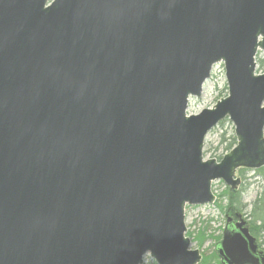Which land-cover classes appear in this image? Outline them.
Here are the masks:
<instances>
[{
    "label": "water",
    "instance_id": "water-1",
    "mask_svg": "<svg viewBox=\"0 0 264 264\" xmlns=\"http://www.w3.org/2000/svg\"><path fill=\"white\" fill-rule=\"evenodd\" d=\"M259 51L264 0H0V264H200L186 208L264 167ZM217 64L227 97L187 115ZM237 218L220 262L264 264Z\"/></svg>",
    "mask_w": 264,
    "mask_h": 264
},
{
    "label": "rangeland",
    "instance_id": "rangeland-1",
    "mask_svg": "<svg viewBox=\"0 0 264 264\" xmlns=\"http://www.w3.org/2000/svg\"><path fill=\"white\" fill-rule=\"evenodd\" d=\"M264 51H259L256 56V74H264ZM228 95V86L225 77V69L223 64H217L214 66L211 74V78L205 83L203 88V94L201 98H191L187 115H198L205 109H212L215 104L226 98ZM234 126L226 119L214 128L206 137L203 150L204 160H220L230 152L228 147L233 143ZM264 169V167H263ZM262 170H252L247 168H240L236 172V178L240 180V185L232 191L242 190V201L244 204L249 205L245 211L243 218L247 222L250 228V213L252 210V204L256 201L258 196L264 190V175ZM222 181H216L213 183L212 191L217 198V204L225 207L228 204V190ZM217 204L204 205V206H188L185 210V225L187 233H193V236L188 237L191 241V249L199 250L201 254V262L203 263L204 257H210L216 250L217 241L214 238L222 236L227 214L225 209L221 211ZM258 223H255V229L258 243L264 245V231L258 230ZM206 228L207 234L212 239H208L202 247H198L193 238L199 232V229ZM264 248V246H263ZM262 248V249H263ZM143 264H157L149 254L144 258Z\"/></svg>",
    "mask_w": 264,
    "mask_h": 264
},
{
    "label": "trees",
    "instance_id": "trees-1",
    "mask_svg": "<svg viewBox=\"0 0 264 264\" xmlns=\"http://www.w3.org/2000/svg\"><path fill=\"white\" fill-rule=\"evenodd\" d=\"M264 66V64H263ZM237 142L236 139L233 137V143L229 145L228 150H232L236 146ZM264 171V169H262ZM262 173V172H261ZM264 175V173H262ZM228 191V204L223 207L222 205L217 204L219 209L221 211L223 208L226 210L225 213L228 217L236 218L238 215L243 216L245 211L247 210L248 206L247 204H244L242 201V190L239 191H231L230 189H227ZM250 218H252V221H250V233L256 237V229H255V223L260 224L258 230L264 231V190L262 193L258 196L256 201L252 204V210L250 213ZM193 236V233H187V237ZM213 237L209 236L207 234L206 228L199 229V232H197V235L193 238L194 242L197 243L198 247H202L205 242L208 239H212ZM214 240L217 241V244L221 240V236L214 238ZM216 244V245H217ZM260 247L263 248V244L259 243ZM264 249V248H263ZM202 264H222L218 258L217 251L210 256V257H204Z\"/></svg>",
    "mask_w": 264,
    "mask_h": 264
},
{
    "label": "flooded vegetation",
    "instance_id": "flooded-vegetation-1",
    "mask_svg": "<svg viewBox=\"0 0 264 264\" xmlns=\"http://www.w3.org/2000/svg\"><path fill=\"white\" fill-rule=\"evenodd\" d=\"M233 220L231 221V225H234L235 223H237L238 222V218L236 217V218H233V217H231ZM226 226V225H225ZM225 229V228H224ZM259 247H260V245H259ZM260 250L261 251H263L264 252V249H262L261 247H260Z\"/></svg>",
    "mask_w": 264,
    "mask_h": 264
}]
</instances>
